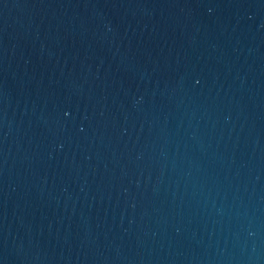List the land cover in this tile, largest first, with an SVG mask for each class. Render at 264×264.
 <instances>
[{"label": "water", "instance_id": "obj_1", "mask_svg": "<svg viewBox=\"0 0 264 264\" xmlns=\"http://www.w3.org/2000/svg\"><path fill=\"white\" fill-rule=\"evenodd\" d=\"M0 264H264V0H0Z\"/></svg>", "mask_w": 264, "mask_h": 264}]
</instances>
